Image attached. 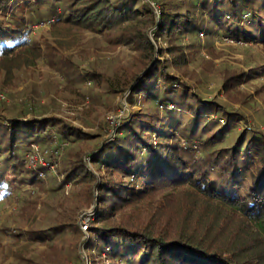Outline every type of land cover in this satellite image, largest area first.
Wrapping results in <instances>:
<instances>
[{
    "label": "trees",
    "instance_id": "trees-1",
    "mask_svg": "<svg viewBox=\"0 0 264 264\" xmlns=\"http://www.w3.org/2000/svg\"><path fill=\"white\" fill-rule=\"evenodd\" d=\"M150 1L157 3L160 14L145 0H0V79L4 82L22 76L28 80L41 55L40 47L29 45L15 19L12 4H22L33 20L35 14H53V27L84 28L143 49L142 82L128 89H133L129 97L139 95L147 107L145 113L125 121L113 141L82 149L86 139L79 129L37 112L30 116L27 108L0 105V200L10 198L17 186L26 191L43 181L42 173L25 168L22 153L32 145L51 147L57 141L70 147L61 159L65 182L86 183L83 196L91 202L99 192V225L90 228V235L98 236V248L110 257V264H264V132L237 131L245 119L204 100L173 76L168 62L156 60L149 36L155 30V39L169 45L170 55L180 51L186 38L195 45L201 37L210 44L229 37L257 45L259 50L254 49L245 62L246 70L225 82L231 92L241 81L252 84L264 77V0ZM41 22L39 18L37 23ZM57 58L58 62L50 63H65L63 56ZM174 63L178 66L177 60ZM70 70L77 73L72 64ZM63 75L70 84L85 80L82 74L76 79ZM44 88L48 90V85ZM195 143L203 147L196 150L202 151V158L196 156ZM89 155L100 170L117 180L96 178L84 162ZM162 189L177 195L168 202L171 209L177 206L187 213L192 207L190 223L177 228L107 224L120 208L146 201ZM196 206L207 210L197 215ZM232 218L242 220L247 229L237 224L232 229L228 224ZM59 228L45 230L43 239L54 238ZM72 231L84 234L79 227Z\"/></svg>",
    "mask_w": 264,
    "mask_h": 264
},
{
    "label": "rangeland",
    "instance_id": "rangeland-1",
    "mask_svg": "<svg viewBox=\"0 0 264 264\" xmlns=\"http://www.w3.org/2000/svg\"><path fill=\"white\" fill-rule=\"evenodd\" d=\"M145 1L151 2L150 5L160 14L156 2ZM23 6L12 4L15 19L26 32L23 36L29 45L40 47L41 55L28 80L23 76L17 81L0 79V105L27 108L25 113L30 116L37 112L43 118L60 119L69 127L79 129L80 135L86 139L80 144L82 149L113 141L125 121L146 112L143 98L139 95L129 97L133 89H128L129 85L133 84L134 88L142 82L144 75L141 72L145 69L143 49L134 44L111 41L106 35L84 28L61 24L53 27V14L48 17L43 16V12L35 14L33 22ZM39 18L43 22L38 24ZM149 36L156 47V60L168 62L173 76L204 100L215 102L245 119L237 125V131L259 129L264 132V77L252 84L241 81L239 87L231 92L224 87L227 80L246 70L245 62L254 49L256 52L259 50L257 45L244 44L229 37L216 38L211 44L207 38L201 37L202 40L195 45L186 38L180 51L170 55L169 45L164 40L155 39V30H150ZM59 55L66 58L65 63L59 66L50 63L58 62ZM71 64L77 73L69 71ZM65 73L75 79L82 74L85 80L70 84L63 75ZM87 74H95L96 77L91 78ZM45 84L48 90L44 88ZM60 143L56 141L51 147L32 145L30 151L22 153L25 168L42 173L40 179L43 181L28 186L26 191L17 186L10 198L0 200V264L111 262L110 257L98 248V236H91L90 231L82 235L77 231L72 233L73 229L81 228L83 222H87L90 228L99 225L96 222L99 192L96 190L95 199L91 202L83 196L86 183L72 185L65 182L61 159L70 147ZM200 144L193 146L198 158L203 157L202 151H196L203 148ZM182 145L187 147L185 141ZM32 156H36L38 163L32 164ZM84 162L96 178L117 180L104 169L100 170L90 155ZM174 193L173 190L162 189L148 196L146 201L122 207L107 224L130 228L149 223L162 228L182 227L181 224L191 222L188 212L192 207L187 213L177 206L171 209L168 202L177 197L171 195ZM205 210L203 206L195 212L201 215ZM207 214L208 211L204 215ZM232 219L233 223H228L232 229L236 224L243 230L247 229L242 220ZM206 222L205 219L203 223ZM54 226H60L59 233L54 238L43 239V232Z\"/></svg>",
    "mask_w": 264,
    "mask_h": 264
},
{
    "label": "built area",
    "instance_id": "built-area-1",
    "mask_svg": "<svg viewBox=\"0 0 264 264\" xmlns=\"http://www.w3.org/2000/svg\"><path fill=\"white\" fill-rule=\"evenodd\" d=\"M36 156H32L31 157V162H32V164L33 163H38L37 162V159L35 158ZM35 163V164H36ZM44 166H46V164H44ZM81 229H82V231L84 232V233H87V232H89L90 231V225L87 223V222H83V225L81 226Z\"/></svg>",
    "mask_w": 264,
    "mask_h": 264
}]
</instances>
